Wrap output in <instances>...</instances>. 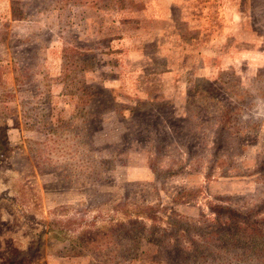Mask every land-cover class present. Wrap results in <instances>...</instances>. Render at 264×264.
I'll use <instances>...</instances> for the list:
<instances>
[{"label":"rangeland","instance_id":"1","mask_svg":"<svg viewBox=\"0 0 264 264\" xmlns=\"http://www.w3.org/2000/svg\"><path fill=\"white\" fill-rule=\"evenodd\" d=\"M0 264H264V0H0Z\"/></svg>","mask_w":264,"mask_h":264}]
</instances>
